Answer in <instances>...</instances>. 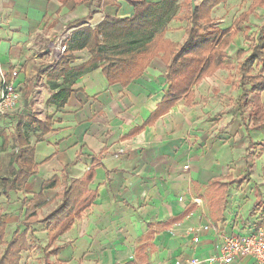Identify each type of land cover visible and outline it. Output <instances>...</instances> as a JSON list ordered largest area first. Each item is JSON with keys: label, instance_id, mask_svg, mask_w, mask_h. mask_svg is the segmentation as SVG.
<instances>
[{"label": "crops", "instance_id": "obj_1", "mask_svg": "<svg viewBox=\"0 0 264 264\" xmlns=\"http://www.w3.org/2000/svg\"><path fill=\"white\" fill-rule=\"evenodd\" d=\"M133 12L127 0H0V70L7 77L16 71L13 83L19 92L15 110L0 117V152L9 141L16 151L14 136L29 138L36 170L21 189L9 190L6 195L2 177L8 174L0 176L2 196L15 198L17 193L22 194L19 218L16 216L12 228H8L5 221L9 210L0 213L5 223L2 240H9L17 227L23 228L19 223L24 218L23 197L31 198L42 192L46 200H51L61 185L42 189L44 181L59 175L63 167L69 178H78L93 159L101 163L89 184V188L96 191L95 200L55 241V245H64L63 248L56 255L45 256L46 225L35 224L37 241L32 243L31 250L21 253L19 264H43L45 259L65 264H126L135 259V249L143 242L148 255L145 264H171L175 259L204 258L216 253L223 233L264 225L263 208L256 207L252 211H258H253L252 216L243 217L236 207L232 208V197L225 199L223 206H213L219 196L211 191L213 180L222 177L223 183H229V192L230 186L240 181H232L230 176L233 179L242 176L231 173L232 162L239 154L233 136L239 135L246 152L254 138L252 132L264 128L247 132L234 101V113H238L235 119L225 114L229 119L220 124L216 135L205 131L208 126L203 120L207 110L199 107L198 102L209 86L208 81L212 82L224 69L205 77L194 88L190 103L179 99L153 124L144 126L131 137L126 135L143 125L168 88L165 64L159 57H154L143 74L125 87L119 83L109 84L100 67L57 76L55 67L65 52L59 50V41H66L67 45L75 30L94 27L106 15L126 18ZM183 26L182 22L171 20L165 37L181 42L185 36ZM73 56L69 67L90 58L85 48L74 51ZM228 73L225 81L229 90L235 92L237 101L240 90L233 84L234 70ZM62 85L73 90L65 103L59 105L61 97L49 103L48 99L60 91ZM225 100L223 104L229 103ZM26 101L39 110L27 108ZM259 101L264 102V91ZM22 105L24 108L20 109ZM31 117L41 121L50 117L51 130L41 134L34 125H27ZM20 119V134H16V123ZM9 121L16 122L11 133L5 129ZM25 130H30L32 136H27ZM19 144L20 148L26 146ZM186 164L189 167L184 170ZM233 193L231 191V195ZM245 196L241 194L239 198ZM259 198L257 196L255 201ZM193 199H199L200 204H195ZM56 203L54 200L42 208L39 217ZM174 219L177 220L173 222ZM166 221L169 225H164ZM206 221L217 226L218 235L198 230ZM7 229L10 235L5 239ZM149 229L154 234L147 241ZM194 235L199 238L197 243L192 241ZM0 243L4 247L1 239ZM234 264H251V259Z\"/></svg>", "mask_w": 264, "mask_h": 264}, {"label": "trees", "instance_id": "obj_2", "mask_svg": "<svg viewBox=\"0 0 264 264\" xmlns=\"http://www.w3.org/2000/svg\"><path fill=\"white\" fill-rule=\"evenodd\" d=\"M258 1L253 0L249 8L233 20L230 27L219 29L214 25L211 12L221 0H201L194 8L190 0L180 3L174 0H127L134 9L131 16L117 18L106 15L96 26L81 27L73 32L62 61L55 67L57 76L65 72L77 74L100 67L109 84L119 83L125 87L143 74L154 57H159L165 64L164 77L168 88L143 125L135 127L126 135L131 137L141 132L144 126L153 124L179 99L184 98L190 103L193 100L194 88L205 77L218 69L234 70L233 84L240 90L236 105L245 130L248 132L250 129H260L264 126V102L259 101V96L264 91V23L250 41L248 50H236V64L233 66L226 61V48L236 32L242 30L243 23L248 21L257 5L264 7V0ZM171 20L184 23L185 36L181 42H174L165 37L167 24ZM244 40H249V37L246 35ZM84 48L90 54L88 61L69 67V63L74 59L73 52ZM72 91L70 86L62 85L60 91L53 94L48 102L55 103L57 98L61 97L59 105H63ZM26 124L34 125L33 128L41 134L51 130L50 117H46L44 121L31 117ZM20 125L21 119L16 123V134H20ZM13 142L17 148L11 155L8 175L2 177L5 195L9 190L21 189L27 179L36 173L33 167V147L29 145L28 139L17 135L13 137ZM19 143L26 146L20 148ZM14 163L17 165L14 166ZM99 165L100 161L93 159L83 175L78 178H69L66 167H63L59 175H54L42 184V189L61 185V189L51 200H46L42 192L33 194L31 198L23 197L21 206L24 209V218L19 222L23 228L17 227L9 240H2L5 223L0 215V239L4 244L0 253V264L20 263L21 253L31 250L32 243L37 241L33 225L39 223L45 224L47 229L48 242L43 248L44 255H56L64 246L55 245L56 239L71 228L75 219L88 209L96 198V191L91 190L89 184L94 178L95 168ZM230 177L232 181L248 178L246 173L234 179ZM222 179L216 178L210 186L213 194L219 195L216 200L211 198L214 200V207L223 206L228 193L229 183H223ZM54 200H57L55 206L39 217L38 212ZM256 207L264 209V200L257 199L252 209ZM189 212L190 209L186 214ZM164 225H169V222L166 221ZM153 234L154 231L149 229L146 240H150ZM135 252V259L126 264H145L148 257L147 245L144 242L139 244ZM43 264L65 263H52L45 259Z\"/></svg>", "mask_w": 264, "mask_h": 264}, {"label": "rangeland", "instance_id": "obj_3", "mask_svg": "<svg viewBox=\"0 0 264 264\" xmlns=\"http://www.w3.org/2000/svg\"><path fill=\"white\" fill-rule=\"evenodd\" d=\"M176 3H180L183 0H174ZM191 1V0H190ZM194 4L197 5L201 0H193ZM253 0H221V3L216 5L212 12L211 17L214 19V25L216 28L225 29L230 27L233 20L251 4ZM261 1V0H259ZM258 1V2H259ZM264 23V7L257 5L254 8L253 13L249 16L247 22L243 23L242 30L237 31L234 39L226 48L228 54L227 62L231 65L236 64L235 52L237 49L248 50L250 47V41L254 39L257 34L258 28ZM184 23L182 22V26ZM184 27V26H183ZM175 30V29H174ZM246 35L249 37V40H244ZM229 75L228 71L223 70L219 73L218 77L212 82L208 81V88L206 92L201 95L199 99L198 106L205 112L207 116L204 117V124L208 126L207 133L211 135H216L218 129L224 121H227L229 117L237 116L236 111V97L235 92L230 89L229 84L225 81V78ZM234 96H233V94ZM228 99L225 100V99ZM229 102L227 104H223ZM235 101V102H234ZM27 108L32 109L33 111H38V107L29 106L28 101L24 103ZM197 106V107H198ZM23 109L22 107H19ZM19 109V110H20ZM18 110V111H19ZM225 114H228L229 117H224ZM6 117V116H5ZM221 122V123H220ZM16 122H7L6 128H8L9 133L14 129ZM11 125V126H10ZM4 131V130H3ZM30 130H25L27 136H32L33 133H30ZM213 133V134H212ZM254 138H252V144L247 146V152H244L245 146L241 145V138L236 134L233 136L235 140V145L239 149V154H236L232 162L231 173L233 176L243 175L246 172L248 176L247 179L238 181L230 186V190L234 193L231 195L229 191L225 197L226 200L232 197L233 207L237 208V213H240L243 217L246 215L252 216L253 211L257 212L258 210H253V202L255 198L259 196L261 200H264V128L258 130L257 132H252ZM236 136V137H235ZM29 139V138H28ZM247 142V140H245ZM15 151V147L9 141L6 146L2 148L0 152V176L8 174V162L10 160V155ZM246 155V156H245ZM3 189V182L0 180V213H5L7 210L5 221L7 222V227H13V223L17 218H19V205H20V193L14 195L15 198L9 197L5 198L1 195ZM208 198V194L204 193ZM246 195L244 198H239V195ZM14 200V201H13ZM8 231V229H7ZM5 233V239L9 238L10 231ZM3 245L0 243V251Z\"/></svg>", "mask_w": 264, "mask_h": 264}, {"label": "built area", "instance_id": "obj_4", "mask_svg": "<svg viewBox=\"0 0 264 264\" xmlns=\"http://www.w3.org/2000/svg\"><path fill=\"white\" fill-rule=\"evenodd\" d=\"M60 51L66 50V41L61 40L58 43ZM16 71H12L7 77L0 70V117H5L13 112L19 100V92L13 83V77ZM189 166L186 164L183 169ZM182 199L179 198V201ZM195 204H200L199 199L192 200ZM198 230L212 231L218 235L219 229L211 222L206 221L200 224ZM199 240L194 235L192 241L197 243ZM245 258L251 259V264H264V225L262 223L253 225L247 231H233L231 233H223L221 242L217 246V252L204 258L196 256L186 257L183 259H175L171 264H234Z\"/></svg>", "mask_w": 264, "mask_h": 264}, {"label": "water", "instance_id": "obj_5", "mask_svg": "<svg viewBox=\"0 0 264 264\" xmlns=\"http://www.w3.org/2000/svg\"><path fill=\"white\" fill-rule=\"evenodd\" d=\"M191 5H192V8L195 7V4H194V1L193 0H191Z\"/></svg>", "mask_w": 264, "mask_h": 264}]
</instances>
